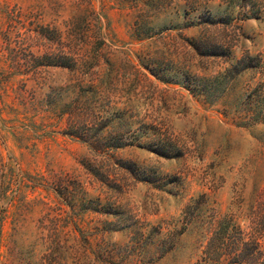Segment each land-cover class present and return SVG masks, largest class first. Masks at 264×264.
<instances>
[{
	"label": "rangeland",
	"instance_id": "1",
	"mask_svg": "<svg viewBox=\"0 0 264 264\" xmlns=\"http://www.w3.org/2000/svg\"><path fill=\"white\" fill-rule=\"evenodd\" d=\"M133 1L91 0L92 9L106 18L102 24L107 21L112 29L104 52L120 91L115 107L123 108L129 99L137 120H154L168 129L185 154L164 159L147 150L126 148L119 152L121 157L152 174L154 183L136 182L118 173L117 189H112V184L97 181L93 166L90 171L83 166L94 159L86 146L63 135L66 106L78 93L72 76L60 68H41L35 75L23 70L15 73L10 60L15 56L22 62L32 54L42 55L45 49L36 43L28 48L17 40L40 27L63 31L86 3L0 0V264H49L53 259L57 264H96L93 251L99 243L108 250L124 249L131 243L130 232L176 222L186 203L200 194L207 195L220 215L234 214L242 228L252 222L264 226V128L235 126L217 111L219 107L205 105L180 85L150 77L153 86L144 88L129 66L146 73L144 65L153 61L165 70L189 68L210 77L244 53L264 59V14L239 22V27L208 32L210 39L230 42L232 56L202 59L185 48L181 39L198 35L196 29L171 30L139 40L133 34L135 23L142 18L146 26L158 30L208 9L218 16L223 14L222 0ZM195 4L196 11L182 19ZM102 66L105 72L108 67ZM248 82L246 75L234 85L227 105L242 96ZM58 182L69 187L67 199L54 190ZM97 199L103 205L115 203L122 214L93 212ZM51 241L74 245V249L68 253L63 248L57 256L51 255L46 250ZM203 246L196 235L185 234L163 255L153 249L132 264H203ZM84 247L88 250L83 252ZM117 257L107 263L118 261ZM78 258L85 259L75 263Z\"/></svg>",
	"mask_w": 264,
	"mask_h": 264
},
{
	"label": "trees",
	"instance_id": "2",
	"mask_svg": "<svg viewBox=\"0 0 264 264\" xmlns=\"http://www.w3.org/2000/svg\"><path fill=\"white\" fill-rule=\"evenodd\" d=\"M82 2L86 3L84 10L67 21L63 31L54 27H40L31 31L29 36L17 40L20 46L27 45L29 48L30 44L36 43L45 50L42 55L32 54L22 62L15 56L10 58L12 68L15 73L23 70L25 74L32 75L37 74L41 68H60L72 76L78 93L66 106L63 135L85 145L93 155V163L89 165L88 160L83 166L86 169L88 167L89 171V166H93L91 171L98 182H106L108 186L112 184L109 187L117 189L118 179L115 175L122 173L136 182L153 184L152 174L141 169L134 161L122 158L119 152L126 148H137L164 159H175L185 154V148L173 138L168 129L164 130L154 120H137L138 116L129 104V99L123 108L115 107L120 102L115 100L120 97V91L114 78H111L112 67L105 60L104 52V48L109 46L107 41L113 36L112 29L109 22L102 24L101 20L106 18L92 9L91 0ZM133 4H137L136 0ZM222 4H225L223 14L214 16L208 9L193 18L189 16L188 20L180 24L158 30L146 26V21L140 18L135 23L133 34L141 40L160 37L171 30L183 32L196 29L198 35L181 38L185 48L191 50L194 56L202 59H231L233 45L210 39L207 33L218 28L239 27V22L261 18L264 14V0H222ZM192 6L191 12H185L182 19H187L185 15L196 11V4ZM103 64L108 67L104 68L105 72L102 70ZM129 66L138 74L144 88L153 86L151 78L162 83H174L202 100L205 105L219 107L217 111L235 126L246 130L264 128V59L260 54L244 53L223 71L210 77L199 76L189 68L186 71L176 68L165 70L161 64L153 61L144 65L146 73H140L132 65ZM246 75L249 76V82L245 85V92L232 105H227V98L234 85ZM123 92L127 94L125 90ZM54 187L59 196L64 194L67 199L70 194L68 186L62 187V182H58ZM119 207L115 203L103 205L97 199L93 212L117 217L122 214ZM236 220L232 213L220 215L207 195L200 194L186 203L177 221H174L175 224L166 223L165 226L158 225L150 230L138 227L137 232H130L133 235L131 243L124 249L108 250L99 243L93 251L95 263L112 264L107 263V259L119 256L113 264H132L151 255L149 253L153 249L156 252L162 251L163 255L168 251L166 249H172L181 236L194 234L204 244L203 264H264V226L252 222L244 229ZM63 248L69 253L74 245L60 246L51 241L46 250L57 256ZM87 250L83 248V252ZM83 259H75V263ZM49 262L57 264L55 259Z\"/></svg>",
	"mask_w": 264,
	"mask_h": 264
}]
</instances>
